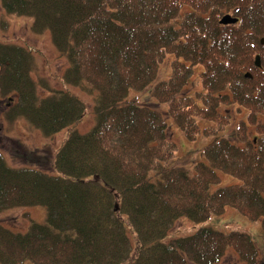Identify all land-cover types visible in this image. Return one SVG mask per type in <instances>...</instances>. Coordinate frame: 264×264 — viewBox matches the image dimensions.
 I'll return each instance as SVG.
<instances>
[{
	"label": "trees",
	"instance_id": "obj_1",
	"mask_svg": "<svg viewBox=\"0 0 264 264\" xmlns=\"http://www.w3.org/2000/svg\"><path fill=\"white\" fill-rule=\"evenodd\" d=\"M7 14L47 30L67 67L65 85L93 97L94 125L69 131L48 173L14 167L0 153V211L42 206L44 223L22 233L0 224V264H216L234 250L256 258L249 234L201 227L164 242L177 219L201 222L230 207L260 223L264 238V0H0ZM230 14L231 24L220 19ZM160 110L128 99L152 82ZM258 56L261 66H254ZM32 55L0 41V94L9 119L44 136L77 124L83 102L67 90L40 97ZM200 89L183 91L195 65ZM247 72L251 77L247 76ZM247 110L234 143L221 132L230 107ZM190 141L209 139L192 168L175 164L167 120ZM253 125L256 135L247 138ZM236 183L219 185V173Z\"/></svg>",
	"mask_w": 264,
	"mask_h": 264
},
{
	"label": "rangeland",
	"instance_id": "obj_2",
	"mask_svg": "<svg viewBox=\"0 0 264 264\" xmlns=\"http://www.w3.org/2000/svg\"><path fill=\"white\" fill-rule=\"evenodd\" d=\"M32 19L26 16L7 14L0 4V41L15 43L26 47L32 55L31 77L35 81L36 91L40 97L49 95L54 89L67 90L76 95L84 104L85 110L80 121L71 128L63 129L56 134L46 137L38 129L33 127L25 118L17 117L9 119L7 112L13 105V96L0 94V153L7 164L14 167H29L54 173L52 163L55 153L70 130L75 129L80 133L87 132L95 123L93 114V97L78 87L65 85L62 74L67 67L65 57L58 54L47 30L39 33L31 30ZM173 57L166 56L159 67L156 80L141 92H130L128 99L137 103L153 105L154 108L164 110V105L157 104L152 96L151 89L155 82L167 79L170 74V63ZM198 66H195L194 75L185 87L183 93L191 94L199 90ZM230 122L221 132L223 137L240 142L236 139L237 125L240 120H245L247 110L230 107ZM264 123V117L260 121ZM253 125L246 129L247 138L252 140L256 135ZM167 137L176 143L177 151L175 164L192 168V165L202 159L199 150L209 142V139L198 137L196 140H187L179 128L170 118L167 120ZM242 144V143H241ZM219 185L236 183L237 180L224 173H219ZM46 217L45 208L42 206L14 207L0 211V224L8 229L22 233L25 232L31 222L44 223ZM201 227H208L223 232L239 231L249 234L256 250V258L252 264H264V238L260 235V223L250 221L236 210L228 207L223 214L212 215L201 222H192L186 218L177 219L168 232L164 242L177 237L193 234ZM21 264H33L28 261ZM216 264H248L238 254L228 249L225 255Z\"/></svg>",
	"mask_w": 264,
	"mask_h": 264
},
{
	"label": "bare ground",
	"instance_id": "obj_3",
	"mask_svg": "<svg viewBox=\"0 0 264 264\" xmlns=\"http://www.w3.org/2000/svg\"><path fill=\"white\" fill-rule=\"evenodd\" d=\"M231 16V15H230ZM232 18H234L235 19V22L237 21V18L236 17H234V16H231ZM259 59V58H258ZM255 60H256V57H254V66L256 67V68H259L260 66H261V64H260V59H259V66H256V64H255ZM195 66H198L199 68H198V70H197V75H198V78H199V76H200V73L203 71V67H202V65H200V64H198V65H195ZM194 66V67H195ZM193 67V68H194ZM169 68H170V66H169ZM194 75V71L192 72V75L190 76V78H189V81H190V79L192 78V76ZM247 76H249V77H251V74L249 73V72H247ZM189 81H188V83H189ZM188 85V84H187ZM186 85V86H187ZM244 121V120H243Z\"/></svg>",
	"mask_w": 264,
	"mask_h": 264
},
{
	"label": "water",
	"instance_id": "obj_4",
	"mask_svg": "<svg viewBox=\"0 0 264 264\" xmlns=\"http://www.w3.org/2000/svg\"><path fill=\"white\" fill-rule=\"evenodd\" d=\"M220 23L222 24H228V23H234L235 22V19L232 18L230 15H225L221 18V20L219 21ZM255 64L256 66H259V59H258V56H256V60H255Z\"/></svg>",
	"mask_w": 264,
	"mask_h": 264
}]
</instances>
